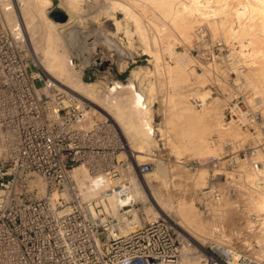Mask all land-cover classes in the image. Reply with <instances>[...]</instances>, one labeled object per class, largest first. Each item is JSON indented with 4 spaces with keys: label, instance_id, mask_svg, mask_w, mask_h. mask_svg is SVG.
<instances>
[{
    "label": "built area",
    "instance_id": "2783aa9c",
    "mask_svg": "<svg viewBox=\"0 0 264 264\" xmlns=\"http://www.w3.org/2000/svg\"><path fill=\"white\" fill-rule=\"evenodd\" d=\"M17 4L0 0V264H184L188 243L171 217L158 215L142 225L132 219L130 208L139 206L130 178L148 172L153 162L134 167L129 156L119 158L124 142L114 122L94 117L75 94L55 90L28 56ZM219 59L228 76L221 80L233 84L223 112L230 119L223 123L254 129L264 117L242 92L248 90L245 77L236 78L240 60L233 51ZM214 78L211 86L218 90ZM191 99L202 107V100ZM226 143L230 154L184 162L207 171L195 200L209 218H217L222 184L230 183L239 160L259 165L253 160L257 149L233 151L232 142ZM78 165L89 178L102 180L95 197L83 196L72 172ZM207 247L211 260L221 264H252L233 245L212 241Z\"/></svg>",
    "mask_w": 264,
    "mask_h": 264
},
{
    "label": "bare ground",
    "instance_id": "6f19581e",
    "mask_svg": "<svg viewBox=\"0 0 264 264\" xmlns=\"http://www.w3.org/2000/svg\"><path fill=\"white\" fill-rule=\"evenodd\" d=\"M30 1L32 3L30 7L33 11L31 12L29 11L30 8L28 9L29 15L31 14L30 16H32L30 19H28L27 7H24L23 0H18V4L15 5V12L20 26L24 29V32L22 31L23 34L31 42L33 35L36 37L34 34V23L31 22L33 16H35L33 15L34 12L38 18L48 25L53 26L58 23L46 15L45 7L51 4V0ZM96 2L97 0H93L92 3L96 4ZM110 4V7L105 9V17L114 21L115 33L117 34L121 30L125 33L128 42L127 47H134L133 43L136 37V40L142 46L143 52L152 57L150 60L152 66L133 68L126 83L121 80H114L112 87L105 94L106 96L101 98L103 96H101L100 92L103 89L105 90L107 86L97 85L95 82L83 83L79 75H72L66 69L65 60L67 57L64 50L58 47L59 43L56 41L59 37L51 34L52 32L49 33L50 29L49 31L46 30L48 29L46 27H49L48 25L43 30L46 33V36L43 37L46 38L42 39V37L41 39L45 40L46 44L37 63L40 64L49 80L57 88L75 94L84 104L97 111L100 116L112 119L121 133L125 149L134 167L140 164L138 161L143 155L150 153V147L157 141L155 131L159 132L160 139H164L165 143L172 142L175 144L174 152L178 157H182L186 153L187 156H192L194 159L195 157H216L223 153L221 152V143H212L210 138L213 135H217L224 141L230 140L234 142L243 134L241 138L246 137L248 140L249 135L246 133V136H244L245 131L244 133L242 132L244 129L240 131L239 127H237L238 125L231 123L234 121L226 124L221 123V120L218 119L221 111L213 105V107L209 106V104L206 105L207 100L211 97L217 101V97L212 95L208 88L205 89V86L219 70L218 63L213 59V61L204 65L202 72H198L194 67H190L191 65L187 62V60H192V58L189 57V59L187 57L190 56L188 51L179 52L176 48L184 46L182 47L184 49L188 45H196L201 48L205 45L207 46V43L216 42V38L235 48L238 47L239 49L233 50V53L238 56V61L240 60L239 64L242 68L237 72L236 78L243 76L246 78V86H253L254 97L252 100L258 102V107L259 103L264 102V0H112ZM72 10L74 11V9ZM117 11L123 14V18L119 19L117 17ZM92 12L91 23H95L97 17L95 12ZM75 19L70 14L68 16L69 21L64 23V25L76 22ZM114 38L109 39V41L106 39L110 46L117 44L116 41L119 37ZM36 41L33 43L35 44ZM166 56L174 58V64L167 63L165 61ZM181 58L184 61H180ZM204 59L206 58H202L200 62H203ZM220 73L221 78L224 79L225 74H223V71H220ZM221 78L216 79V81L218 83L219 81L222 82L220 85L223 86L225 82ZM157 80H159L158 84ZM159 88L164 91V95L158 101L163 107V115L161 126L154 127L152 124V103L155 98V91L160 90ZM191 98L202 100V107L198 109ZM99 99L104 100L106 102L105 105L99 104L97 101ZM241 138L239 142H241ZM256 139L258 141L259 138ZM244 142L242 141L241 143ZM122 154H119V158H121ZM258 154L262 166L260 169H254L255 171L252 168L251 172L248 171L249 173L246 176L249 183L254 181L256 177L264 179V153ZM178 161L184 163V161ZM72 172L79 187L83 190L85 198H92L98 194L102 187V180L99 177L89 178L85 168L81 165L75 166ZM176 175L173 174V167L167 168L164 163H158L157 165L153 163L148 172L143 175L137 174V177L132 176L130 178L132 182L131 196L134 200L144 202L141 210L136 209L134 206L130 208L132 219L142 225L151 217L170 214L177 220L180 225L179 228L192 241L197 243L198 239L206 240L204 237L207 238V235L211 236L214 230L215 232L219 230L217 221L215 222L217 219H214V217L209 221L207 220L208 222L203 220L204 217L199 214L200 211H198L193 198L174 201L168 191L161 192L159 186L157 188L152 184L153 181H158L160 186L166 190L171 186H182L185 181H182L183 184L181 182L175 183L173 179ZM206 177L207 171L204 167H201L192 176L191 182L194 188L196 186L197 188L205 187ZM255 182L252 185H255ZM147 188H150V190L148 191ZM251 193H249V196L251 195L250 199H252L251 201L254 204L252 205L256 206L264 214V193L259 195V193L256 194L254 192L257 197L254 193L253 195ZM220 212L218 216H220ZM261 217L262 223H264V216ZM219 218L221 219V217ZM127 227H129V223H127ZM127 227H125V230H127ZM190 251L191 249L187 245L183 246L182 258L184 264H219V262L204 261L206 258L211 257L204 248H202V253L206 258L201 255H192L194 253L191 254Z\"/></svg>",
    "mask_w": 264,
    "mask_h": 264
},
{
    "label": "rangeland",
    "instance_id": "374dc122",
    "mask_svg": "<svg viewBox=\"0 0 264 264\" xmlns=\"http://www.w3.org/2000/svg\"><path fill=\"white\" fill-rule=\"evenodd\" d=\"M23 1H24V7H27L26 11H28V9L30 8L29 11L33 12L30 7L31 6L30 4H32L31 1L30 0H23ZM63 1L64 0L62 1L61 0H51V4L45 7L46 15L50 19L58 23L56 25H53V26L48 25L46 22H43L42 19L38 18L35 12L33 13V15L35 16H33V20L31 22L34 23V27L36 28V29L34 28V31H35L34 34L36 37H34L33 35V40L31 39V42H30V39L28 40V38L24 34V37L27 42V53L29 54L28 56L33 58L35 61H38V58L42 56V50L46 44L45 43L46 41L42 40L46 38V37H43V36H46L45 35L46 33H44L43 30H45L44 27L48 25L49 27H46L48 28L46 30L49 31L50 29L49 33L52 32L51 34L59 37L56 39V41H58L59 44L57 42L56 43L58 44L59 48L64 50V53L67 57V59L65 60L66 69H68L72 75L74 74L79 75L83 83L95 82L97 85L107 86L105 90L103 89L100 92L101 96H103L101 98H104L106 96L105 94L107 93L108 89L110 90V88L112 87V81L121 80L122 82L126 83L129 79L131 70L133 68H138L140 66H147V67L152 66V63L150 61L152 57H150L148 54L143 52L142 46L140 42L136 40V37L133 43L134 47H127L128 42H127L125 33L121 30V32H118L116 34L115 33L116 27L114 25V21L112 19L111 20L106 19L105 9L110 7L111 5L110 2L112 0L111 1L110 0H99V1L97 0L98 3L96 2V4L92 3L93 0H65L64 1L65 3ZM71 5H74V6H71ZM72 9H74V11ZM57 10H60L67 15V18L65 21L54 20L52 16V12L57 11ZM70 10L71 12H69ZM29 11L27 12L28 19L32 17L30 16L31 14L29 15L30 13ZM92 11L95 12L96 17H97V21L95 23H91L92 22L91 14L93 13ZM70 14L73 15L74 18H76L75 19L76 22H72L69 24L67 23L66 25H64V23L69 21L68 16ZM116 14L119 19L123 18L122 17L123 14L120 11L119 12L117 11ZM42 23H43V27H42ZM92 24L94 25L93 27H92ZM21 29H23V27H21ZM22 31L24 32V29ZM113 36L116 38L119 37V39L118 40L116 39L117 44H115L114 46L113 45L110 46L108 42L106 41V39L109 41V39L114 38ZM216 39H215L216 42L215 41L213 42L214 44L209 43L210 44L209 45L207 43V46L205 45L201 48L196 45H193V46L188 45V46H185L184 49L182 48L184 46H178L176 49L179 52H182L183 50L188 51V54L190 56H187V57L192 58V60L191 61L187 60V62H189V65H191L190 67H194L198 72H202L204 70V65L210 63L208 62L207 59H204L203 62H200L202 61V58L210 57L211 56L210 53H212L214 60L219 65V70L217 71V73L214 74L216 78L212 76L216 80V79L221 78L220 71H222V68H223L222 63H220L221 60L219 58L222 56L223 53H227L229 51L232 52L233 50L239 49L238 47L235 48L226 42L219 41L218 40L219 38H216ZM34 41H36L35 44L33 43ZM32 46L36 48L34 49V47ZM218 55H219V58H218ZM171 59L170 61H168V56L165 57V61L167 63L174 64V58L172 60ZM70 60H71V63H70ZM38 65L41 68L39 63ZM225 77H228L227 74H225ZM126 78H127V81L125 80ZM158 81L159 80H157V84H158ZM208 82L209 83L205 86V89L208 88L211 94L217 97V101L211 97L207 100L208 102L206 103V105L208 104L209 106L213 105L215 108L221 111V114L218 116V119L221 120V123H223V121H228L230 119L229 117L227 119H223V112H224L225 107L228 105V101L231 98L230 91L232 90L233 84L231 82L224 81L225 84L223 83V86H222L220 85V83L222 82L219 81L218 83V81H216V83L218 84L217 86L219 87L218 90H216L211 86L212 83L213 84L215 83L212 82L211 80ZM35 85L39 86L40 82L35 81ZM55 88H56L55 90H61L57 88L56 86ZM247 88L248 90L246 92L244 91L242 92L246 95L248 103L251 104L255 102L254 100H252L254 97V91L252 89L254 88L252 85L248 86ZM159 89L160 90L155 91V94H154L155 98L152 103L153 104L152 124L154 125V127L161 126L160 124H161L162 115H163L162 114L163 107L162 105L159 104L158 101L160 100V98H162V95H164L163 93L164 91L162 88H159ZM97 101L101 105H105L106 103L102 99H99ZM255 103L258 104V102H255ZM259 104L260 105H258V107L255 106V109H260L261 115L264 116V114H262V112H264V102L259 103ZM261 104H262V107H261ZM89 107L90 106H88L87 108L89 109L90 113L94 117L99 118V119L103 118V116H100L97 111H94L93 109H91V107L90 108ZM197 108L199 109L200 107H197ZM231 121L233 120H230L229 122ZM231 123H235V122H231ZM237 127H239L240 131L244 129L242 131L243 133L245 131L244 136H246V133H247L249 137L247 136L248 140L246 137L241 138L243 136L242 134L240 138H241V142L245 141L244 143L239 142L240 138L237 140L238 142L231 141L233 142L231 144V147H232L231 149L235 151L238 149L251 150L253 148L255 149L258 148V151H256V155H255L256 158L254 157L253 159H255L256 161L258 160V162H260L257 168V169H260L262 166V163L258 158L259 156L258 153H261V154L264 153V120H262L260 124L254 129H250V128L246 129L245 127H240V126H237ZM160 137L161 136L159 132L155 131V138L157 139V141H155L156 145L154 144L153 146L150 147L149 152L151 154L148 153L149 155L148 154L143 155V157H141V159H139L138 162L141 164L142 162L152 161L155 165H157L158 163H164L167 168L173 167V174L174 175L177 174L176 175L177 177L175 176V178L173 179L175 183L181 182L183 184V182L184 181L185 182L182 186H176V187L171 186L170 188H168V190L160 186V183L158 181H153L152 184L154 185V187L159 186V190L161 192L168 191L169 194L172 196V199H174V201H177V199L185 198V200H188V199L193 198V201L196 204L198 211H200L199 214L201 215V217H204L203 220L209 221L210 219H213L209 217H206L205 219L206 215L198 207L196 200H195L196 192L203 187L197 188L196 186L194 188V185L192 184L191 179H192L193 174H195L196 171H199L201 167H198V169L196 168L197 170L191 169V168H188V166H186L183 162H179L178 160L185 162L187 160L194 159V157L187 156L186 153L185 155L183 154L182 157H178V155L174 152L175 144L172 142L165 143V140L160 139ZM256 138H259L258 141ZM222 140L223 139L219 138L218 143L219 144L221 143L222 146L220 145V147H222V150L221 148L220 150L221 152H223L222 154H219V156H225L226 153L229 152L226 149L227 146H224L225 144H227L226 143L227 141H224V140L222 141ZM259 145H262V146H259ZM153 152L155 153V155L152 154ZM120 153H123L122 156H120L121 158H124L125 156H129L128 152L125 149V145ZM146 157L147 158L149 157L148 160ZM150 157H153L155 159L153 158L150 159ZM251 168L252 166L248 159L239 160L238 166L231 173L230 183H228V185L227 184L224 185V183L222 184V186H224V189L225 188L226 189H225L224 195L222 196L220 204L218 206L219 212L220 211L221 212H220V216H218L217 218L216 217L214 218V219H217L215 220V222L217 221L216 223L218 224L220 231L217 230L215 232L214 230L213 233H211L212 234L211 236L207 235V238L204 237V239L206 240L198 239L197 243H195L194 241H192V239L188 237V235H186V233H184L179 228L180 225L178 224L177 220H175L172 216H170V214L168 215L176 222V224L179 225L178 228L181 231V235L186 239V242L188 243L185 245H187L188 248L191 249L190 251L191 254L194 253L192 255H201L203 258H206L205 255H203L202 253L203 252L202 248H204V250L206 251L208 249L207 246L210 242L217 241V242H222V243L233 245L239 252L245 254L247 256V259L252 264H264V223H262V217H261V216H264V214H262V212H260L261 210L258 209L256 206H253L254 204L251 201L252 199H250L251 195L249 196V193H251L252 189H254V191H252L251 193L252 195L254 192L256 193L258 190L259 191L257 193H259V195L261 193H264V179H262L261 177L260 178L256 177L254 181L252 182L250 181L249 183V180H247L248 177L246 176L247 173H249L248 171L251 172L252 170L253 171L257 170V169L254 170V167L252 168V170ZM254 182L256 184L252 185L254 184ZM228 186L231 188L229 193H227ZM250 186H253V187L250 188ZM255 188L257 191L255 190ZM147 189L148 191L150 190V188H147ZM255 193L254 195L257 194ZM136 201L138 202V206H139L138 209L141 210L143 208L144 202L140 200H136ZM249 201L251 202L250 204H249ZM146 203L149 204L148 202ZM257 210L259 213L257 212ZM219 217H221V219ZM206 260H208V262L209 261L217 262L216 260H211V257L208 259L206 258L204 261Z\"/></svg>",
    "mask_w": 264,
    "mask_h": 264
},
{
    "label": "water",
    "instance_id": "95a60500",
    "mask_svg": "<svg viewBox=\"0 0 264 264\" xmlns=\"http://www.w3.org/2000/svg\"><path fill=\"white\" fill-rule=\"evenodd\" d=\"M52 16L56 21H65L67 18V15L60 10L52 12Z\"/></svg>",
    "mask_w": 264,
    "mask_h": 264
}]
</instances>
